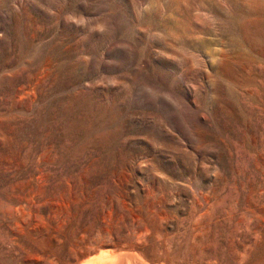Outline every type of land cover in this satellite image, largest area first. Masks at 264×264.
I'll return each instance as SVG.
<instances>
[{
    "label": "rangeland",
    "instance_id": "rangeland-1",
    "mask_svg": "<svg viewBox=\"0 0 264 264\" xmlns=\"http://www.w3.org/2000/svg\"><path fill=\"white\" fill-rule=\"evenodd\" d=\"M172 243L264 264V0H0V264Z\"/></svg>",
    "mask_w": 264,
    "mask_h": 264
},
{
    "label": "bare ground",
    "instance_id": "bare-ground-1",
    "mask_svg": "<svg viewBox=\"0 0 264 264\" xmlns=\"http://www.w3.org/2000/svg\"><path fill=\"white\" fill-rule=\"evenodd\" d=\"M155 193H154V191L153 192L148 191V193H147L148 198L150 200L151 199L155 200L156 199V197H154ZM148 198H146V199H148ZM152 218L153 217H151V219ZM133 230H134V235L140 240V239L146 238L147 235L150 233L151 229H150V226L148 225L147 222H145L141 218L140 219L138 218ZM167 236H168L169 240H173L175 238L174 235H171L168 232H167ZM159 252H160L159 257H157V259L149 258L139 250H135L134 252H128V253H132L129 256L128 264H180V262L182 261L181 256H180V251L174 247L173 243L164 245L163 248L159 250ZM126 253L127 252H125V254ZM119 256H120L119 253H116L113 249H110V250H108V249L103 250L102 249L96 255H94L92 257H88V259L85 260L84 262H82L81 264H122L120 262ZM126 259H128V258H126ZM124 264H126V262Z\"/></svg>",
    "mask_w": 264,
    "mask_h": 264
}]
</instances>
